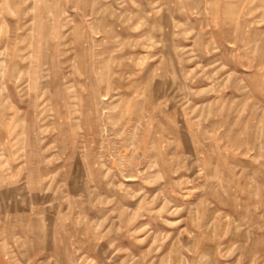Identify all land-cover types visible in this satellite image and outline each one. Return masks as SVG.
Instances as JSON below:
<instances>
[{
    "label": "rangeland",
    "instance_id": "obj_1",
    "mask_svg": "<svg viewBox=\"0 0 264 264\" xmlns=\"http://www.w3.org/2000/svg\"><path fill=\"white\" fill-rule=\"evenodd\" d=\"M0 264H264V0H0Z\"/></svg>",
    "mask_w": 264,
    "mask_h": 264
}]
</instances>
